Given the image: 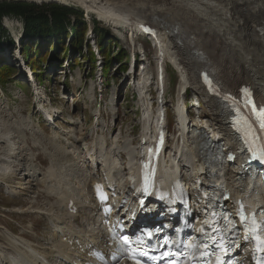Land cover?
Returning a JSON list of instances; mask_svg holds the SVG:
<instances>
[{
  "label": "bare ground",
  "instance_id": "bare-ground-1",
  "mask_svg": "<svg viewBox=\"0 0 264 264\" xmlns=\"http://www.w3.org/2000/svg\"><path fill=\"white\" fill-rule=\"evenodd\" d=\"M30 1L41 4L54 2L70 5L77 3L88 12L89 18L91 14L96 15L99 21L103 20L116 29L115 31L112 28L115 32L122 33L129 27L135 46V39L140 35L142 36L145 32L142 28L145 26L141 25L149 24L154 17L158 18L160 23H163L162 27L157 25L156 30L152 34H148L150 37H146L154 42L157 50V59L162 62V66L164 65V60H168L171 65L180 71L182 78L179 81V96L175 111L178 114V125L182 128L187 127L188 133L191 130L190 133L194 134L197 127L200 128L201 125L205 124L208 132L213 130L214 138L219 139L222 136L221 118L219 115L213 114L212 111L218 112L221 110V107H219L221 96L229 92L232 95H238L235 90L240 85L256 86L257 92L262 91L258 100H264V0ZM11 24L10 19L6 18V25L11 27ZM173 27H176V33L174 34L171 32ZM15 35L19 39V34L16 33ZM13 55H17V53ZM143 64L146 67L145 63ZM20 68L23 69L21 66ZM161 70L163 71V68ZM191 80H196L198 96L205 98L206 103H208V107L203 108L199 119L191 122V125L196 126L194 129L189 127L190 123L185 126V120L181 119L184 112V96H181L180 93L184 92L187 85L192 84ZM137 82V85H133L132 88H139L148 82V78L142 77ZM35 88L37 90V85ZM141 99L142 104H146L145 112L149 119L152 115V110L149 108L150 102L146 98L142 97ZM50 117L54 119L53 114H50ZM76 117L69 123L73 124L75 127L74 131L77 133L79 126H75V124L79 123L80 116ZM160 117H163V112L158 117L154 115V123L145 120L146 123L143 124V131L146 133V136H152L153 133L161 129ZM188 133L182 135V141H177V145L181 152H183L185 160L179 161L180 166L178 161L176 163L175 159L166 161L165 165H170L171 167V170L166 171L168 174H174V171L181 166L189 167L191 165L189 162L191 161L190 158L193 157L194 151L192 137H189ZM59 135L60 133L56 131L49 139L52 145L54 144L55 148H58L59 157L64 158L67 164H63L61 161L55 162L42 177H40V173L36 175L41 180L43 178L42 182L48 188L47 192H55L58 194V199L53 201L49 206H42L43 208L31 205L23 207L29 211H38L43 216L48 214L49 219L53 223L52 230H56L61 223L67 221V218L61 216L58 212L67 209V201L70 198L79 203L88 197L89 192L86 190V185L90 176L89 169L98 157L105 159L106 163L111 167L115 166L117 172L120 173L122 170V160L127 159L124 157V154H127L125 150L128 149L130 154H135V156L131 154V157H129L131 164H134L135 160L139 161V158L142 156L139 145H134L133 143V146H128L125 143L123 145L122 142L118 143L121 135L112 136L111 143H108L103 136L100 139L97 138L95 143L92 141L87 144L84 141V147L80 146L81 150H77V139L74 136L64 138ZM11 136L10 133L0 134V142L2 141L8 145L0 154V181L7 190L8 187H11L7 182L19 178V175H17L18 171H16L17 168H14L16 166L13 163H15L16 156L22 157L20 145L12 143ZM124 140L127 143L129 138L125 139L124 137ZM114 142H117L116 146ZM104 144L105 147H103ZM41 145L43 149L46 147V144L43 142ZM52 155L56 154L53 153ZM35 158L37 157L35 156ZM74 165H78L79 171ZM31 168L33 171L38 170L35 167ZM52 173H55V178L51 176ZM22 184L20 181L14 188H26ZM81 186L83 192L78 191ZM33 189V185H30V188H27L24 194H29L30 196V194L35 192V189ZM11 190L13 191L10 192L19 196L16 189L11 188ZM50 214L54 215L50 216ZM6 229L9 228L4 227V230ZM9 231L13 233V231ZM8 234L5 236L6 241L4 240V242L0 243V264H19V262L24 261L37 264L39 258L27 250L32 248L36 253L38 250L41 255L49 259H55L61 253L58 244H56L55 248L50 245V243L58 241V237L54 234L50 241L33 236L30 240L36 246H32V248L27 247V249L17 243L22 240L21 238L15 234H11V236ZM10 253L15 254V257L10 255ZM23 255L25 256L24 260L21 259Z\"/></svg>",
  "mask_w": 264,
  "mask_h": 264
},
{
  "label": "rangeland",
  "instance_id": "rangeland-1",
  "mask_svg": "<svg viewBox=\"0 0 264 264\" xmlns=\"http://www.w3.org/2000/svg\"><path fill=\"white\" fill-rule=\"evenodd\" d=\"M70 6L82 9L77 3H72ZM83 11L85 10L83 9ZM6 18H9L12 23V26L9 27L10 31L15 34L18 33L20 29L18 26V19L11 17ZM93 18L96 19V15L91 14L90 22ZM102 21L103 20L97 22L100 23V26L111 31V36L114 40V42L111 41L110 44H106V51L114 55V51L118 47H121L125 48L131 55L133 48L131 43H134V41L129 27L122 33L115 32L116 29L105 21ZM143 34L146 33L144 32ZM146 36L150 37L148 34H146ZM146 36H138L135 42H137L136 44L142 43L144 45L149 59L148 62H150V70L156 73L157 50L150 44ZM108 40L109 38H107L105 42ZM12 54L13 52L5 48L3 52L4 59L1 64V66L9 64L11 71L6 84H4V86L0 85V134L10 133V135H12L11 142L20 145L22 157L16 156L15 163H13L16 166L14 168H17L16 171H18L17 175H19V178L7 182L11 187H8L7 190L0 181V204L12 207L10 213H3V210L0 209V243L4 242V240L6 241V233H2L3 235H1V229L4 230V227L15 230V232L24 237H26L24 234L28 233L44 239L49 238L51 229L49 228L50 221L48 219L42 217L39 213L17 216L12 211L13 207L23 208L31 205L43 208L44 206H48V199L50 198L42 192L44 190L38 189V187H44L45 184L38 180H41L40 177H42L44 173H47V169L55 162L61 161V163L67 164L64 158L59 157L58 148H55L54 144L52 145L49 139L56 131L60 133L59 136H63L64 138L75 135L80 137L78 139L81 141V144H83V140L89 142L93 131H96L94 125L90 123V119H93L95 109L101 110L103 118H101L100 121H103L106 127L108 126V131L103 132L102 135L107 138L108 142L111 140L110 137L112 135L116 136L121 133L118 143L122 142V139L125 137V139L132 138L134 145H138L141 129L139 123L140 113L138 112L140 104L136 96L132 98L134 92L130 87L129 82H131V79L127 70L122 72L121 69L116 70L117 68L115 67L112 68L109 78L99 79V74L93 70V67L88 62L83 61V63H74L73 66H68V64L64 62L65 65L63 64V67H58L57 65L50 66L45 62L41 63L44 74L38 80L34 79L36 83L38 82L37 90L34 91L31 87L34 83L28 82L25 74L21 72L18 62L14 60ZM166 69L167 74L164 84L165 108L168 113V118L171 119L170 129L172 130L174 127L176 130L178 124L175 123L176 120L173 111L175 108V100L178 96L177 94H179V83L177 74L175 73L176 71L169 64H167ZM100 88H102L103 91L101 95L98 96V99L95 100L93 92L99 95L101 91ZM154 88H156L155 80L152 86L153 92H155ZM191 94L192 93L188 94L189 97ZM100 97H102V100H99ZM100 101L102 102L100 103ZM91 104L93 108L89 109ZM51 105L54 108H58V113L54 114V118L57 117L55 125L49 127L44 120V113L50 110ZM79 114H81L79 123L77 125L75 124V126H79V131L76 133L74 131L75 127L69 122L73 120V118H77L76 116ZM42 142L46 144L44 149L41 145ZM111 142L112 141H110V143ZM7 147V143L4 144L1 141L0 154ZM53 153L56 155L51 156ZM35 156L37 158H35ZM31 167H35V169H38L37 171L41 172L39 178L35 174H32L33 169ZM28 172L30 173L28 174ZM17 181H21L23 183L22 185L26 188H14L18 184ZM30 185H33L35 189L33 190L35 192L29 196V194H24V191L30 188ZM11 188L16 189L19 196L10 192L13 191ZM52 202L53 199H51V203ZM31 225L32 228L29 227Z\"/></svg>",
  "mask_w": 264,
  "mask_h": 264
},
{
  "label": "trees",
  "instance_id": "trees-1",
  "mask_svg": "<svg viewBox=\"0 0 264 264\" xmlns=\"http://www.w3.org/2000/svg\"><path fill=\"white\" fill-rule=\"evenodd\" d=\"M5 16L22 19L21 54L24 62L31 66L37 80L44 74L41 63L47 62L50 66H61L62 62L68 58L69 53L72 63L78 62V59L94 63L95 56L87 40L88 22L85 20L84 11L81 8L56 3L39 5L20 0H0L1 86L6 84L11 71L9 64L1 66L4 59L3 52L5 48L11 51L14 43L9 31L3 25ZM92 22L93 33L103 55L105 76H109L116 62L120 69H126L129 53L121 47H118L114 55L106 51L105 40L109 38L110 42H114L111 31L100 26L96 20H92Z\"/></svg>",
  "mask_w": 264,
  "mask_h": 264
},
{
  "label": "water",
  "instance_id": "water-1",
  "mask_svg": "<svg viewBox=\"0 0 264 264\" xmlns=\"http://www.w3.org/2000/svg\"><path fill=\"white\" fill-rule=\"evenodd\" d=\"M21 1H30V0H21ZM31 2H33V1H31ZM38 4H41V3H38ZM153 20H154L156 23L158 22V23H159V26L162 27L163 23H160V21H159L158 18L154 17ZM141 26H143V25H141ZM142 28H143L144 30H147L146 27H142ZM171 32H172V34L176 33V27H173V29H171Z\"/></svg>",
  "mask_w": 264,
  "mask_h": 264
}]
</instances>
